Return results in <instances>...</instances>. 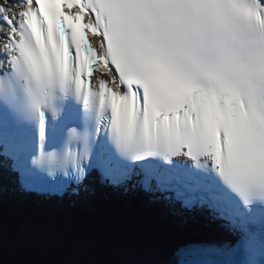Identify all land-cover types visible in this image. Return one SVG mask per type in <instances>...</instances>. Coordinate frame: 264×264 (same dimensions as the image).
<instances>
[{
    "label": "snow or ice",
    "instance_id": "1",
    "mask_svg": "<svg viewBox=\"0 0 264 264\" xmlns=\"http://www.w3.org/2000/svg\"><path fill=\"white\" fill-rule=\"evenodd\" d=\"M6 2L0 181L95 176L216 226L170 264H264V0Z\"/></svg>",
    "mask_w": 264,
    "mask_h": 264
},
{
    "label": "trees",
    "instance_id": "2",
    "mask_svg": "<svg viewBox=\"0 0 264 264\" xmlns=\"http://www.w3.org/2000/svg\"><path fill=\"white\" fill-rule=\"evenodd\" d=\"M52 248L55 249L51 251L53 253V256L49 258H43V256H41L42 252H40L41 254H38L37 252L24 250L18 253H14L13 252L14 250L6 248L3 245L2 253H0V259H2L3 264H64L62 263L63 255L67 256V254L66 253H63V255L59 254L62 249L59 246H53ZM57 249H59V251ZM2 262H0V264H2ZM65 264H82V262L65 263ZM85 264H93V263H85ZM94 264H105V263L102 262V263H94Z\"/></svg>",
    "mask_w": 264,
    "mask_h": 264
},
{
    "label": "bare ground",
    "instance_id": "3",
    "mask_svg": "<svg viewBox=\"0 0 264 264\" xmlns=\"http://www.w3.org/2000/svg\"><path fill=\"white\" fill-rule=\"evenodd\" d=\"M92 201H93V200H91V202H92ZM89 205H90V207L92 208V206H93L92 203H90ZM53 209H54V206L50 205V209H49V210H46L45 212H50V211L53 210ZM78 210H80L82 213H87V212H89V211H85V210H83L81 207H79ZM90 210H91V209H90ZM82 213H80V215L78 216V217H79L78 221H80V220L82 219V217H83V216H82V215H83ZM84 217H85V215H84ZM171 220H173V219H171ZM34 231H35V234H37L39 230H34ZM169 233H170V235H171V237H170L171 242H174L176 239H179V238L181 237L180 230H178V229H172V228H170V229H169ZM78 239H79V240H80L85 246H87V245H86V240H85V238L79 236ZM89 248L92 249L93 246H92V245H89ZM116 260H120V259L117 257Z\"/></svg>",
    "mask_w": 264,
    "mask_h": 264
},
{
    "label": "rangeland",
    "instance_id": "4",
    "mask_svg": "<svg viewBox=\"0 0 264 264\" xmlns=\"http://www.w3.org/2000/svg\"><path fill=\"white\" fill-rule=\"evenodd\" d=\"M89 241L91 242V239H89ZM94 244H97V241L94 242ZM116 262H117L118 264H122L120 260H115V259H113L112 263L115 264Z\"/></svg>",
    "mask_w": 264,
    "mask_h": 264
}]
</instances>
